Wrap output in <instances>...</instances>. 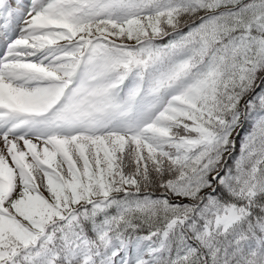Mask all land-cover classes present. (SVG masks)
Returning <instances> with one entry per match:
<instances>
[{"label":"snow or ice","instance_id":"1","mask_svg":"<svg viewBox=\"0 0 264 264\" xmlns=\"http://www.w3.org/2000/svg\"><path fill=\"white\" fill-rule=\"evenodd\" d=\"M0 264H264V0H0Z\"/></svg>","mask_w":264,"mask_h":264}]
</instances>
